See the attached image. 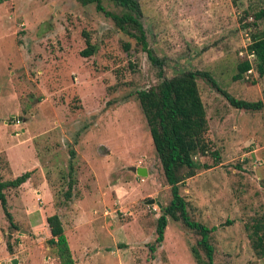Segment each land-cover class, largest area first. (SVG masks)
<instances>
[{
    "label": "rangeland",
    "instance_id": "obj_1",
    "mask_svg": "<svg viewBox=\"0 0 264 264\" xmlns=\"http://www.w3.org/2000/svg\"><path fill=\"white\" fill-rule=\"evenodd\" d=\"M100 2L119 12L110 0ZM137 2L159 66L94 4L0 0V180L31 171L17 188L4 190L15 227L0 206V264H58L45 221L54 213L74 264L206 261L197 232L171 218L160 244L148 248L160 211L145 201L164 205L170 193L136 91L197 70L235 98L264 99V77L247 50L250 34L264 30V16L253 17L264 0ZM85 38L96 48L86 57L80 55ZM243 58L252 67L233 80ZM196 85L210 152L193 156L202 165L178 192L190 218L213 228L214 262L264 264L245 229L264 213V108L236 109L204 78Z\"/></svg>",
    "mask_w": 264,
    "mask_h": 264
},
{
    "label": "trees",
    "instance_id": "obj_2",
    "mask_svg": "<svg viewBox=\"0 0 264 264\" xmlns=\"http://www.w3.org/2000/svg\"><path fill=\"white\" fill-rule=\"evenodd\" d=\"M76 1L81 5L94 4L96 11L110 18L118 30L132 37L141 50L147 53L152 64L159 66L160 60L146 46L145 33L140 21L141 10L137 0H110L114 6L119 8V12L106 10L100 0ZM262 16H264V10L261 9L253 14L255 20ZM250 36L247 50L253 55V66L257 75L264 77V30L251 33ZM85 44L80 51V55L84 57L93 54L96 50L88 38H85ZM251 67V62L243 58L236 64V70L231 78L233 80L243 78L244 73ZM197 77L204 78L224 96L230 106L236 109L257 111L264 108V99L249 101L235 98L219 88L216 81L206 71H182L136 91L138 105L170 193L169 201L164 205L160 204V214L155 220L154 241L148 248L152 252L160 244L167 219L171 218L179 220L199 235L196 245L201 249L206 261L200 262L198 249L192 247L191 253L198 263L219 264L213 261V246L209 241V233L213 228L190 218L186 209V201L178 192V185L192 176L195 170L202 165L193 156L206 155L210 152V142L206 137L207 119L196 85ZM211 153L215 154L213 151ZM73 155L74 151L69 150V156ZM30 174L31 171H24L11 179L0 180V206L9 227H15V224L6 207L4 190L17 188L29 178ZM68 195L67 190L65 196L68 197ZM45 221L50 234L47 243L53 247L58 264H74L59 216L56 213L48 215ZM245 229L254 254L264 257V213L252 217L250 222L245 223Z\"/></svg>",
    "mask_w": 264,
    "mask_h": 264
},
{
    "label": "water",
    "instance_id": "obj_3",
    "mask_svg": "<svg viewBox=\"0 0 264 264\" xmlns=\"http://www.w3.org/2000/svg\"><path fill=\"white\" fill-rule=\"evenodd\" d=\"M130 170L133 171V172H136L137 174H140V175H144L145 174V170L143 167H135V166H132L130 167ZM146 204H150V203H155L158 207H160V202L157 201V200H154L153 198H148L146 201H145ZM15 260H12L11 261V264H15Z\"/></svg>",
    "mask_w": 264,
    "mask_h": 264
}]
</instances>
